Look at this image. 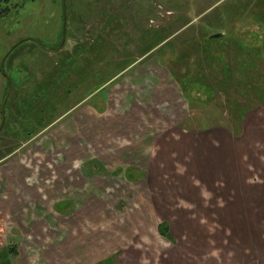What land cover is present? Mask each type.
Returning a JSON list of instances; mask_svg holds the SVG:
<instances>
[{
  "label": "rangeland",
  "instance_id": "374dc122",
  "mask_svg": "<svg viewBox=\"0 0 264 264\" xmlns=\"http://www.w3.org/2000/svg\"><path fill=\"white\" fill-rule=\"evenodd\" d=\"M219 137L263 183L264 0H0V264L258 263Z\"/></svg>",
  "mask_w": 264,
  "mask_h": 264
},
{
  "label": "crops",
  "instance_id": "0c3cea01",
  "mask_svg": "<svg viewBox=\"0 0 264 264\" xmlns=\"http://www.w3.org/2000/svg\"><path fill=\"white\" fill-rule=\"evenodd\" d=\"M229 139V138H228ZM221 150L219 151V156L224 151L223 158L224 160L236 158L238 160L237 169H232L226 173H222L224 179L227 180L225 191H232L231 199H226V204L224 209L222 210V214L219 215L218 222L225 224L229 229V241L227 248H231L233 246L236 247L235 251V259L236 257H243V253L239 251L243 246L248 247L250 249L249 255H244L246 260H253L254 258L259 261L258 263L252 264H264V232L260 231V224H264V182L257 185H244L242 183L243 177V167L240 163L239 151L235 149L226 137H219ZM212 152V151H211ZM209 153V151L207 152ZM197 159V158H196ZM198 159H203V163H205L204 159L207 157H198ZM223 171L222 169L219 172ZM258 208H261V212H259ZM189 227L194 231V222L190 219L187 220ZM197 236H195L194 235ZM192 237L198 238V234L196 232L190 233ZM164 237V236H163ZM221 239V236H219ZM205 235L203 234V256L211 255V247L212 244H207L204 242ZM206 243V244H204ZM222 245V242H218V244ZM219 245V247H221ZM238 250V251H237ZM227 261L222 258L217 261L216 264H229ZM169 264H184L183 262L178 261L174 256L171 257ZM187 264H195L192 260H187ZM197 264H212L211 262H206L203 260ZM215 264V263H214Z\"/></svg>",
  "mask_w": 264,
  "mask_h": 264
},
{
  "label": "trees",
  "instance_id": "16d2710c",
  "mask_svg": "<svg viewBox=\"0 0 264 264\" xmlns=\"http://www.w3.org/2000/svg\"><path fill=\"white\" fill-rule=\"evenodd\" d=\"M218 34H220V33H218ZM223 36H217V37H214V36H208L207 38H205V42H207V41H212V40H223V38H222ZM221 42V41H220ZM8 109V105H7V108L4 106V111H6ZM13 110V109H12ZM13 112V111H12ZM1 159V158H0ZM163 226H159V229H158V231H159V233L162 235V236H164V237H167L168 235H167V231L166 230H164L163 228H162ZM108 263L107 264H112V262H110V261H107Z\"/></svg>",
  "mask_w": 264,
  "mask_h": 264
},
{
  "label": "water",
  "instance_id": "95a60500",
  "mask_svg": "<svg viewBox=\"0 0 264 264\" xmlns=\"http://www.w3.org/2000/svg\"><path fill=\"white\" fill-rule=\"evenodd\" d=\"M222 35H223V33H220V34H216V35H214V37L222 36ZM4 105H5V101L3 102V108H4Z\"/></svg>",
  "mask_w": 264,
  "mask_h": 264
}]
</instances>
